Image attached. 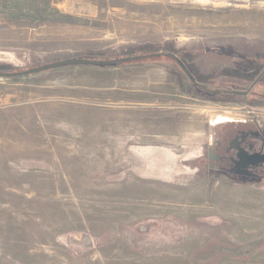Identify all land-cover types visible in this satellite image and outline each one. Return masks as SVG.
<instances>
[{"label": "rangeland", "instance_id": "374dc122", "mask_svg": "<svg viewBox=\"0 0 264 264\" xmlns=\"http://www.w3.org/2000/svg\"><path fill=\"white\" fill-rule=\"evenodd\" d=\"M140 55L0 78V264H264V184L206 170L264 122V0H0V73Z\"/></svg>", "mask_w": 264, "mask_h": 264}, {"label": "flooded vegetation", "instance_id": "af4514ba", "mask_svg": "<svg viewBox=\"0 0 264 264\" xmlns=\"http://www.w3.org/2000/svg\"><path fill=\"white\" fill-rule=\"evenodd\" d=\"M144 57V58H143ZM130 63L143 62L156 55H140ZM161 58V57H159ZM172 61H175L171 57ZM206 150V170L233 186L264 184V122L233 120L218 123Z\"/></svg>", "mask_w": 264, "mask_h": 264}, {"label": "water", "instance_id": "95a60500", "mask_svg": "<svg viewBox=\"0 0 264 264\" xmlns=\"http://www.w3.org/2000/svg\"><path fill=\"white\" fill-rule=\"evenodd\" d=\"M156 57H159V55H156ZM172 58L175 59V56H172ZM136 59H141V58L119 59V60H114V61H90V60H85V59H69V60H64L61 62L44 65V66L29 70L26 72H22V73H14V74L0 73V78H13L16 76H27L31 74H38V73L50 71V70L57 69V68L68 67V66H109V65H114V64L131 62L132 60H136Z\"/></svg>", "mask_w": 264, "mask_h": 264}, {"label": "trees", "instance_id": "16d2710c", "mask_svg": "<svg viewBox=\"0 0 264 264\" xmlns=\"http://www.w3.org/2000/svg\"><path fill=\"white\" fill-rule=\"evenodd\" d=\"M92 61H95V60H92ZM121 64H123V63H121ZM117 65H120V64H114V65H109V66H117ZM180 69L183 71V73H185L186 74V71L182 68V67H180ZM189 78V77H188ZM192 83H193V81H191ZM195 84V83H194ZM197 87H200L199 85H197ZM202 88V87H201ZM203 89V88H202ZM210 94H216V93H210ZM211 96V95H210Z\"/></svg>", "mask_w": 264, "mask_h": 264}, {"label": "bare ground", "instance_id": "6f19581e", "mask_svg": "<svg viewBox=\"0 0 264 264\" xmlns=\"http://www.w3.org/2000/svg\"><path fill=\"white\" fill-rule=\"evenodd\" d=\"M219 120H221V119H219Z\"/></svg>", "mask_w": 264, "mask_h": 264}, {"label": "built area", "instance_id": "2783aa9c", "mask_svg": "<svg viewBox=\"0 0 264 264\" xmlns=\"http://www.w3.org/2000/svg\"><path fill=\"white\" fill-rule=\"evenodd\" d=\"M260 122V121H259Z\"/></svg>", "mask_w": 264, "mask_h": 264}]
</instances>
